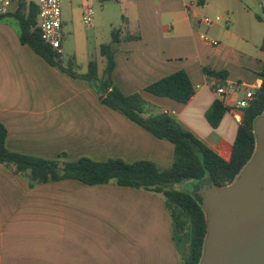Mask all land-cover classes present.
I'll list each match as a JSON object with an SVG mask.
<instances>
[{
  "label": "crops",
  "instance_id": "obj_1",
  "mask_svg": "<svg viewBox=\"0 0 264 264\" xmlns=\"http://www.w3.org/2000/svg\"><path fill=\"white\" fill-rule=\"evenodd\" d=\"M125 3L135 16L127 18L130 31L124 34H139L140 39L116 44L115 85L126 95L143 96L146 117L168 114L228 160L244 115L235 103L244 90L223 98L229 110L220 125L212 127L206 114L219 96L204 68L226 73L225 83L244 84L257 92L264 69V15L258 12H264V0H207L204 6L197 0ZM218 15L229 18L230 25L224 20L201 30L202 17ZM66 28L78 36L74 17L63 18V61ZM202 34L220 44L212 46ZM100 56L96 61L102 73L100 63L106 60ZM91 60L85 37L73 61L79 72H86ZM181 70L196 89L189 103L146 91ZM0 122L8 132V149L47 160L85 157L160 165L174 160L173 143L108 107L94 87L23 44L12 17L0 20ZM0 264H182V258L162 196L74 179L32 186L0 163Z\"/></svg>",
  "mask_w": 264,
  "mask_h": 264
},
{
  "label": "trees",
  "instance_id": "obj_2",
  "mask_svg": "<svg viewBox=\"0 0 264 264\" xmlns=\"http://www.w3.org/2000/svg\"><path fill=\"white\" fill-rule=\"evenodd\" d=\"M206 2L197 0L199 6H204ZM38 13L35 2L19 0L17 8L0 16V20L12 17L19 26L23 44L32 47L52 66L94 87L108 107L124 114L156 137L173 143L174 160L170 165H160L149 160L128 163L122 159H108L98 162L85 157L74 162L47 160L8 149V132L0 122V163L13 168L16 174L24 176L32 186L74 179L90 186L116 183L162 196L172 219L173 238L182 264H200L207 235L206 215L193 191L179 190L176 186L187 180L197 181L199 186L202 181L212 179L218 187H225L237 179L256 151L254 123L264 114V69L261 72L262 85L251 105L243 109L244 115L232 153L226 160L168 114L146 117L148 102L143 96L140 93L126 95L115 85L113 70L116 65V44L122 40H138L139 34H124L122 28L113 29L111 41L100 46V54L106 60L104 71L100 73L98 62L91 60L87 71L79 72L76 63L71 61L66 66L62 54L43 42L38 27ZM261 49L264 51V40ZM204 72L214 88L226 84V73L209 68H204ZM146 91L184 104L196 95L195 87L183 70L152 83L146 87ZM228 110L224 101L217 99L206 114L210 125L217 128Z\"/></svg>",
  "mask_w": 264,
  "mask_h": 264
},
{
  "label": "water",
  "instance_id": "obj_3",
  "mask_svg": "<svg viewBox=\"0 0 264 264\" xmlns=\"http://www.w3.org/2000/svg\"><path fill=\"white\" fill-rule=\"evenodd\" d=\"M254 134V156L232 184L204 180L194 191L207 221L200 264H264V114Z\"/></svg>",
  "mask_w": 264,
  "mask_h": 264
},
{
  "label": "rangeland",
  "instance_id": "obj_4",
  "mask_svg": "<svg viewBox=\"0 0 264 264\" xmlns=\"http://www.w3.org/2000/svg\"><path fill=\"white\" fill-rule=\"evenodd\" d=\"M83 0H62V15L64 20L71 21L74 17L75 28L78 32V36L73 35L68 32L66 28V38L64 39V64H68L74 60L75 52L82 46L87 37V47L90 54L94 56V59H101L100 54V43L110 42L111 32L113 29L122 28L124 32L130 31V25H128L127 20L134 19L135 12L131 5H127L125 0H95V21L90 27L84 25L82 20H80L81 9ZM260 14L264 15L262 10L258 11ZM128 18V19H127ZM203 18V17H202ZM201 30L206 29L205 25L202 24ZM74 62V61H73ZM101 64L102 71L105 69V65ZM199 182L187 180L177 185L176 188L179 190L195 191V186Z\"/></svg>",
  "mask_w": 264,
  "mask_h": 264
},
{
  "label": "built area",
  "instance_id": "obj_5",
  "mask_svg": "<svg viewBox=\"0 0 264 264\" xmlns=\"http://www.w3.org/2000/svg\"><path fill=\"white\" fill-rule=\"evenodd\" d=\"M95 0H83L82 3V22L90 27L95 21ZM117 1V0H113ZM19 4V0H0V16L7 15L13 12ZM38 7V27L40 35L44 43L50 45L55 51L62 54L63 43V15H62V0H36ZM225 20L227 25H230V19H224L222 16H205L201 22L207 27H213ZM202 39L212 46L216 47L220 43L218 40L210 37L208 34H202ZM216 94L224 101L228 94H239L244 90V96L237 99L235 106L237 109H245L251 105L256 96V90L251 87H246L244 84H228L214 88Z\"/></svg>",
  "mask_w": 264,
  "mask_h": 264
},
{
  "label": "flooded vegetation",
  "instance_id": "obj_6",
  "mask_svg": "<svg viewBox=\"0 0 264 264\" xmlns=\"http://www.w3.org/2000/svg\"><path fill=\"white\" fill-rule=\"evenodd\" d=\"M202 183V182H201Z\"/></svg>",
  "mask_w": 264,
  "mask_h": 264
}]
</instances>
